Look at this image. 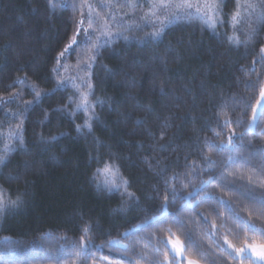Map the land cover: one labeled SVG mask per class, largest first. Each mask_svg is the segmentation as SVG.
Listing matches in <instances>:
<instances>
[{"label": "trees", "instance_id": "obj_1", "mask_svg": "<svg viewBox=\"0 0 264 264\" xmlns=\"http://www.w3.org/2000/svg\"><path fill=\"white\" fill-rule=\"evenodd\" d=\"M149 12L147 0H0V201L19 204L0 213V264H261L228 245L264 246V106L249 129L264 25L253 16L254 42L235 46L228 24L183 17L150 35ZM102 161L119 187L105 185Z\"/></svg>", "mask_w": 264, "mask_h": 264}, {"label": "snow or ice", "instance_id": "obj_2", "mask_svg": "<svg viewBox=\"0 0 264 264\" xmlns=\"http://www.w3.org/2000/svg\"><path fill=\"white\" fill-rule=\"evenodd\" d=\"M150 6V12L145 13L144 17L142 19H147L149 23H156L158 22L160 24V27L157 28L153 33L150 35L153 36H160L164 29L174 21L180 19L183 17L186 20L191 21L192 19H196L206 26L211 27L213 30H215L216 26L219 24L220 26H223L225 24H228L232 28L231 35H228L227 31H225V35L227 37V40L230 44L235 46H248L251 43L254 42V36L258 33L260 30L257 27H253L251 23V18L254 16L256 19L257 24L264 25V0H258V3H253L251 0H235V8L232 11H225L227 4L231 2V0H196V3L191 2V0H182L181 3H174L173 0H147ZM103 7H110L111 5L103 4ZM129 7L135 9L137 7V4L135 3H129ZM163 11L165 15L163 18L160 15H157V11ZM243 10V11H242ZM94 10L89 6V17H88V28H92V12ZM115 15L112 16V19L115 20ZM80 24H83L84 21L81 20L79 22ZM247 27H244V26ZM245 31L247 33L246 39L241 40L239 35H237L238 31ZM86 32L87 29H84ZM95 32V29L93 30ZM119 35V33H117ZM100 36L105 37L103 44H106L108 42L107 38L112 36V33L109 31H103L100 33ZM91 41V36L86 37L85 43H88ZM72 44H77V40L73 38ZM102 43H93V49L96 50V53H99V48L103 46ZM71 47V45L69 46ZM264 51V49H261ZM68 51V49H65V52ZM91 51V50H89ZM65 52H61L59 55L60 57H64ZM95 55H89L88 60H86L83 63V69H87L89 71L85 72L86 76L90 75V69L92 68L93 63L95 62ZM59 67H65V65H58ZM80 65L78 64L77 67ZM53 71H56V69H53ZM81 82L87 85V88L89 89V92L93 91V86L87 82L83 77L80 78ZM77 89V92H79V86L75 85V79L73 78L70 81ZM60 83H67V82H58V85ZM33 91H35V96L37 99L40 97V92L35 90V85L30 86ZM89 93H80V100L78 103H76L77 109H83L85 112H87L89 107H94L95 105L92 104L88 99ZM262 96H264V92L261 93ZM72 97H69V101L72 102ZM31 103V102H28ZM74 114V113H70ZM91 119V116H89L88 119L85 120V124L77 125V131H80L82 127H87L89 130H91V124L89 120ZM253 119L255 121V112L253 113ZM19 127V126H17ZM10 138H15L19 145H23V138L21 135H18L16 133H9ZM51 139H56L55 137H52ZM231 143V138L229 139V144ZM5 152H11L15 151V147L11 146L10 144L6 143L4 145ZM257 152H264V149H258ZM7 156L6 155H0V164H3L6 162ZM103 162V161H102ZM211 162V161H210ZM104 167L98 168L97 172L103 174L105 178V185L109 187V190L115 187H119L115 184L114 179H107L108 176L115 177L117 174L114 169L116 166L114 164L103 162ZM126 183V182H125ZM199 194V193H197ZM131 195V194H130ZM215 194L213 193H205L206 197H213ZM248 195L252 198H256L255 193L249 192ZM220 199H223L222 197H219ZM260 202L264 203V195H261L259 197ZM18 201H8L7 204L0 201V213L4 212L9 207L15 208L18 207ZM155 219V217L153 218ZM75 246V245H74ZM264 247V246H262ZM237 253H243L245 255H252L255 253V255L259 258L261 264H264V250L260 252H256L252 245H248L247 248H240L236 249ZM175 255V250H174ZM189 264H194V262L189 261Z\"/></svg>", "mask_w": 264, "mask_h": 264}, {"label": "rangeland", "instance_id": "obj_3", "mask_svg": "<svg viewBox=\"0 0 264 264\" xmlns=\"http://www.w3.org/2000/svg\"><path fill=\"white\" fill-rule=\"evenodd\" d=\"M264 92V86L260 92V95H259V99L255 105V108H254V111L253 113L255 112V121L253 119V115H252V118H251V121H250V124H249V129H252L254 128L255 126V122L264 106V96L261 95V93ZM170 247H171V250L173 251L174 253V250H175V255L181 259L184 257L183 255V245L182 243L178 240V239H172V240H169L168 241ZM248 245H252L253 248L255 249L256 252H260L262 250H264V247L262 246H259V245H254V244H245L244 246H242L241 248H247ZM229 249L232 250L237 256H244L245 254L243 253H237L236 252V249H240V248H236L234 247L233 245L229 244L228 245ZM249 256H252L254 259H256L257 261H260L259 258L255 255V253H253L252 255H249ZM189 261H192L194 262V264H199L198 262L196 261H193V260H188L187 261V264H189Z\"/></svg>", "mask_w": 264, "mask_h": 264}]
</instances>
